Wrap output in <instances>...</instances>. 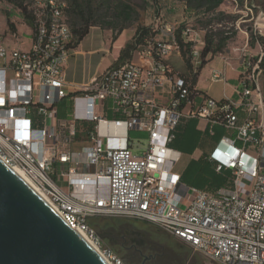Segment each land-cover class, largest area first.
<instances>
[{"label":"built area","instance_id":"built-area-1","mask_svg":"<svg viewBox=\"0 0 264 264\" xmlns=\"http://www.w3.org/2000/svg\"><path fill=\"white\" fill-rule=\"evenodd\" d=\"M66 8L50 1L40 5L28 50L0 44V158L109 264L126 263L91 226L93 218L149 223L216 264H264V45L257 39V51L249 42L234 49L241 66L235 99L217 101L193 92L172 70L168 59L180 54V46L178 28L169 24L157 30L161 39L148 40L131 60L72 89L65 68L75 51L73 30L49 24V17ZM36 18H44V26H37ZM183 38L192 45L197 73L205 39L191 28L183 30ZM223 79V73L213 72V82ZM167 84L170 100L162 103ZM66 100L71 113L62 119ZM184 118L207 120L235 135L224 137L212 155L217 171H231V192L213 195L186 187L174 172L169 145ZM79 123L96 125L83 148L85 161L73 151ZM130 131L148 133V145L135 148ZM100 178L108 182L106 196ZM88 186L92 198L75 194Z\"/></svg>","mask_w":264,"mask_h":264},{"label":"rangeland","instance_id":"rangeland-1","mask_svg":"<svg viewBox=\"0 0 264 264\" xmlns=\"http://www.w3.org/2000/svg\"><path fill=\"white\" fill-rule=\"evenodd\" d=\"M45 1L46 0H0V43L7 48H17L20 46L21 49L28 50L31 46L34 31L33 28L28 26L23 17V8H26L31 13H35L38 11L40 5ZM60 1H66L67 7H70L73 2V0ZM92 1L97 9H100L101 5L106 3V1L111 2L112 5L119 4L120 1H123L135 9V11L139 14V19L123 31L122 34H117L110 28L105 27L109 22L108 19L101 22L102 26L91 29L89 36L84 41L83 49H97V45L99 44L98 47H100L101 51L105 54L102 56L104 59L102 60V65L99 68L96 67L97 65L93 64V74L95 72L97 73V70L98 72H105L110 67H113L116 62V58L118 59L115 54L116 50L114 49L115 43L119 38H121V36H123V38L128 42H131L139 26L151 28L152 33L157 32L158 29L169 24L174 25L177 28H191L192 30L199 32L202 36H206L207 34L214 35L216 32L223 33V36L230 34L231 40L228 43V47L224 51L227 53L235 48H243L246 42H249L250 44L251 41L257 40L261 37L264 38V0H244L243 4H241V2L237 3L236 1L233 2L232 0H226L225 4L219 9L218 13L221 14L208 16L206 18L196 15L194 12L188 11L182 0ZM105 10L106 9H103L101 12L97 10L98 16L104 14ZM66 15L70 18L69 14L66 13ZM100 19L101 18L97 17V20ZM15 35L17 38L13 39ZM158 35L159 34L157 32L156 38L161 39V36ZM218 39L219 36H217V40ZM252 49L257 51L256 45L252 46ZM168 65L176 74L186 76L189 74L181 55L177 51L173 52L169 57ZM202 85H205L204 81H202ZM69 113H71V107L69 101L66 100L60 105L59 116L62 119H66L68 118ZM128 137L134 144L135 148L137 146L145 148V146L148 145V133L130 131L128 133ZM84 139H86V136ZM80 141L81 139H78L77 143L80 144ZM76 144L74 146V150L83 152L81 145ZM135 152L141 154L138 150H135ZM181 165L182 163L178 164V166ZM87 170L90 173H94L96 171L94 167H89ZM197 171V168L190 171L191 173L189 178L192 179ZM107 190L108 187H106L105 194L103 196L108 194ZM109 219L110 218L105 217L93 218L90 221V224L92 223V225H94L91 226L96 229L105 245L119 255L126 264H141L143 259L141 258V253L144 252L143 250L145 248V250H148L145 254L153 260L155 264H216L211 260L196 254L193 250H191V252H182L180 256H174L168 250L150 244L151 241H147L142 244L144 245H141L144 247L142 250V247L135 241L131 240V238L127 241L124 240L125 237L120 239V236L129 234V230L136 231L134 226L122 220L125 218H116L118 224L115 228H118L119 225H121L119 230L122 233L118 238H115L114 240L112 238L111 241H115V243H112L113 245H111V243H109L106 239V234L108 232V226L106 224Z\"/></svg>","mask_w":264,"mask_h":264},{"label":"crops","instance_id":"crops-1","mask_svg":"<svg viewBox=\"0 0 264 264\" xmlns=\"http://www.w3.org/2000/svg\"><path fill=\"white\" fill-rule=\"evenodd\" d=\"M84 41L75 49L72 58L65 68L67 82L71 85L72 89L84 86L94 77H100L104 72H98L97 70V73L95 72L93 74V64L97 65L96 67L99 68L104 59L102 56L105 55L103 51H101V48L98 47L99 44L97 45V49L90 48L85 50L83 49ZM127 43L128 41L124 39L123 36H121V38L115 43L114 49L116 50L115 54L118 58ZM239 56V53L235 52L233 49L229 53L219 54L209 60L208 64L200 71V76L195 87L196 90L217 101L237 98L236 88L239 84L241 71ZM214 71H220L223 73L224 79L217 83L213 82L212 76ZM202 81H204L205 85H202ZM169 89L170 84H167L160 102L166 103L170 100L168 94ZM201 102V98H196V103L198 105L201 104ZM240 117L242 121L244 117L242 115H240ZM224 137H235V135L233 133H228L221 126H212L207 120L195 118L182 119L177 128L176 139L169 145V148L172 150L171 155L173 161L176 162L174 172L183 176L185 179L190 177V171L194 170L195 163L199 161L211 163L209 158L219 145L222 146V140ZM75 144L73 145V151L80 153L82 161H85L86 159L82 155V151L79 152L74 150ZM76 145H81V149H83L89 145V141L81 139L80 144L77 143ZM179 163H182V165L178 166ZM182 184L185 185L183 182ZM232 190L233 184L226 189H222L218 194L229 193ZM122 220L131 224L136 229V231L129 230V232L141 235L145 240V243L151 241L152 243L150 242V244L164 248L174 256H180L182 252H191L192 250V248L184 241L165 233L154 225L137 220ZM116 230L118 231L119 236L120 230ZM116 230L115 228H107L108 232L106 239L116 237Z\"/></svg>","mask_w":264,"mask_h":264},{"label":"water","instance_id":"water-1","mask_svg":"<svg viewBox=\"0 0 264 264\" xmlns=\"http://www.w3.org/2000/svg\"><path fill=\"white\" fill-rule=\"evenodd\" d=\"M0 264L109 262L0 158Z\"/></svg>","mask_w":264,"mask_h":264},{"label":"trees","instance_id":"trees-1","mask_svg":"<svg viewBox=\"0 0 264 264\" xmlns=\"http://www.w3.org/2000/svg\"><path fill=\"white\" fill-rule=\"evenodd\" d=\"M182 1L186 5L188 11L194 12L196 15L203 16L205 18L208 16L221 14L218 13L219 9L226 2V0ZM232 1H236L237 3L241 2V4L244 3V0ZM103 9H106L105 13L98 16L97 10L101 12ZM66 13L69 14L70 18L67 17ZM65 15L75 35V49L89 36L91 29L94 27L102 26L101 22L105 19L109 20L105 27L110 28L113 32L117 34H122L123 31H125L129 26L134 24L139 19V14L135 11V9H133L130 5H127L123 1H120L119 4L115 5H112L111 2L106 1V3H103L101 5L100 9H97L92 0H73L71 6L65 9ZM23 17L28 26H30L31 28L35 27L34 13H31L26 8H23ZM97 17L101 19L97 20ZM185 29L186 27H180L178 28L176 33V39L180 46V55L189 72L187 76H181L186 78L189 88L193 92L198 93L199 91H197L195 87L200 76V71L208 64L209 60L213 59L219 54L227 53L224 51L228 47V43L230 42L231 37L230 34L223 36V33L220 32H216L214 35L207 34L206 36H203L206 42V46L201 53L202 65L199 68L198 72L195 73L194 68L191 64L192 45L190 43H186L183 38V30ZM156 33L157 32L152 33L151 28L139 26L133 40L126 44L125 48L121 51L119 58L113 66H119L131 60L132 54L138 48L146 45L148 40L155 38ZM217 36H219L218 40ZM258 41L264 45L263 37L259 38ZM256 43L257 40H254L250 42V45L254 46L256 45ZM106 116L108 119L113 118L110 113H107ZM95 127L96 125L92 123H79L77 126L76 140L78 141V139H82V137L84 139L86 136V139L84 140L89 141L90 134L95 130ZM212 155L209 158L211 163L200 161L195 163V168H197L198 171L192 177L193 180L189 179V177L184 179L183 176H181V183L183 182L186 187H194L213 195H217L222 189L228 188L232 184V173L230 170L224 168L221 171H217V162L212 160Z\"/></svg>","mask_w":264,"mask_h":264},{"label":"bare ground","instance_id":"bare-ground-1","mask_svg":"<svg viewBox=\"0 0 264 264\" xmlns=\"http://www.w3.org/2000/svg\"><path fill=\"white\" fill-rule=\"evenodd\" d=\"M47 1H50L53 4V6H55V7H64L65 5H67L66 1L46 0L45 2H47ZM59 23H63V26H70L68 21H67L66 15H65V10H57L56 17H49L50 26H58ZM36 25L37 26H44V18H36ZM31 41H33V38ZM74 41L76 42L75 35H74ZM15 171L52 207L51 203L45 198V196L41 192H39L21 172H19L18 170H15ZM90 180L94 181L95 178L90 177ZM99 185H100L101 195L103 196L105 194L106 187H108V182L105 178H100ZM92 191H93L92 188H90V186H88V187H84V188H77L75 194L78 197L92 198L93 197ZM80 234L92 245V243L88 240V238L84 234H82V233H80Z\"/></svg>","mask_w":264,"mask_h":264},{"label":"flooded vegetation","instance_id":"flooded-vegetation-1","mask_svg":"<svg viewBox=\"0 0 264 264\" xmlns=\"http://www.w3.org/2000/svg\"><path fill=\"white\" fill-rule=\"evenodd\" d=\"M117 220H112V219H109L108 221H107V226H108V228L110 227V228H115V226H117ZM119 228H121V225H119V227L118 228H115V230L116 229H118L119 230ZM117 231V230H116ZM122 232L120 231V233H119V236H120V234H121ZM125 235V234H124ZM128 235V236H127ZM127 235H125V236H120V239H122V238H124V240L125 241H127L129 238H131V240H133V241H135L137 244H139L140 246L142 245V244H144L145 243V240L141 237V235H138V234H136V233H129V234H127ZM106 236H107V234H106ZM118 236V231H117V234H116V237H114L113 238V240L115 239V238H118L119 237ZM127 238V239H126ZM108 241H109V243H111V245H113L112 243H115V241H111L112 240V238H108L107 239ZM142 246H144V245H142ZM141 246V247H142ZM143 248L144 247H142L141 249L143 250ZM146 249V248H145ZM143 250L144 252L143 253H141V258H143L142 259V261H141V264H155L154 263V261L153 260H151L146 254H145V252H147L148 250Z\"/></svg>","mask_w":264,"mask_h":264}]
</instances>
